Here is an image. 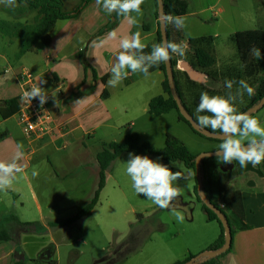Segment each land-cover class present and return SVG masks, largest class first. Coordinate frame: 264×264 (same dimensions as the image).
Returning <instances> with one entry per match:
<instances>
[{
  "label": "rangeland",
  "instance_id": "rangeland-1",
  "mask_svg": "<svg viewBox=\"0 0 264 264\" xmlns=\"http://www.w3.org/2000/svg\"><path fill=\"white\" fill-rule=\"evenodd\" d=\"M186 1L188 11L181 15L187 17L183 28L185 34L215 37L218 64L235 59V50L227 42L230 33L264 28V0ZM79 3L80 0H64L62 8L69 11ZM141 7L143 14L133 13V17L137 21L135 31L143 32L155 10V1L145 0ZM7 9L0 4V19H13ZM31 17L29 14L18 19L24 21ZM144 42L148 45L145 52H150L151 44L146 39ZM18 48L17 39L8 40L0 34V67L3 63L1 55H6L11 64L18 61ZM156 70H150L148 83L145 80L146 92L127 98H119L121 92L118 90L102 95L95 104L107 110V114L101 113V118L93 121V131L81 134V130H77L66 146L60 141L37 151L35 161L38 162L33 164L36 166L27 170L33 194L22 174L16 176L12 189L0 191V222L6 215L13 214L20 221L34 222L39 229L21 233L18 244L5 241L15 246L14 250L19 253L6 257L0 255V264H50L42 259L31 260L39 258V252L46 248L49 250L44 258L49 259L51 254V260L56 264H112L126 253L128 246L136 248L119 264H171L189 254L197 255L208 250L209 244L220 233V225L216 220L206 219L194 190L193 174L180 160L166 161L152 154L138 155H147L173 171L182 170L189 174L187 180L178 182L183 187V194L175 201L176 209L185 216L183 222L176 220L172 210L158 208L134 191L125 171V162L133 152L124 151L106 169L104 185L88 214L70 225L49 224L73 216L90 200L98 183L96 153L103 143L121 142L126 134L136 132L141 141L161 148L170 134L198 155L216 150L223 142L195 132L177 117L175 109L161 114L147 111L149 99L163 93V73ZM253 116L264 125V106ZM15 130L18 135H23L18 125ZM23 136L22 143L29 149ZM80 138L83 142H79ZM40 144L36 141L34 146L38 148ZM41 158L44 159L39 160ZM36 167L42 170L34 177L31 170ZM251 232H233L231 249L218 257L217 264H264V251L257 245L250 248L245 242ZM131 234L136 238L129 242Z\"/></svg>",
  "mask_w": 264,
  "mask_h": 264
},
{
  "label": "crops",
  "instance_id": "crops-1",
  "mask_svg": "<svg viewBox=\"0 0 264 264\" xmlns=\"http://www.w3.org/2000/svg\"><path fill=\"white\" fill-rule=\"evenodd\" d=\"M131 15L133 16V13ZM109 16L100 5L96 4V0H89L74 16L56 21L51 33V41L47 45L38 43L35 50L22 54L13 64L7 61L6 55H1L3 63L0 67V160L9 161L18 150L22 151L23 157L19 163L24 166L25 171L17 175H23L31 190L32 185L27 170L36 166L33 164L38 162L35 161L37 151L60 141L66 146V142L69 143L70 138H74L73 134L77 130H81V134L93 131L95 127L93 121L98 120L99 116L101 118V113L107 114V110L95 104L101 100L102 95H109L114 90H118L121 92L119 98H127L146 92L144 84L145 80L147 82L148 78L151 79L149 74L145 76L142 73L130 72L117 87L108 85L112 75L111 67L116 62V54L120 51V39L136 32L134 25H130L122 16L107 32L97 34L101 26L109 20ZM157 19L154 10L152 17H149L148 27L144 26L141 32L144 40H148L151 46L156 43ZM113 30L118 34L116 39L109 38L108 34ZM83 61L87 62L88 67L83 65ZM24 66L35 73L38 81H46L40 85L49 94L45 106L59 122L65 125L64 130H55L49 136L38 139L27 136L17 124L15 111L21 102V88L17 75ZM152 68H156L157 72L160 70L159 66ZM93 69L97 73L96 78L93 77ZM104 74L106 79L101 80L100 76ZM53 93L58 98L59 107L53 103L51 96ZM17 125L29 149L24 147L22 136L16 133ZM36 141L41 143L38 148L34 146ZM79 142H83L82 138ZM234 167L236 174L233 177L229 178L221 174L226 190L219 204L230 207L250 225L246 229L237 231H252L245 239L246 244L250 248L257 245L264 251V173L261 165L248 164L246 167H240L239 162L234 161ZM34 170L40 173L42 168H33L31 173ZM222 170L226 171L227 167ZM14 248L15 246L1 242L0 255L11 256ZM47 250L49 249L40 251L39 257L42 256L43 261L49 262L51 254L49 259L44 258Z\"/></svg>",
  "mask_w": 264,
  "mask_h": 264
},
{
  "label": "trees",
  "instance_id": "trees-1",
  "mask_svg": "<svg viewBox=\"0 0 264 264\" xmlns=\"http://www.w3.org/2000/svg\"><path fill=\"white\" fill-rule=\"evenodd\" d=\"M63 1L64 0H17L20 5L19 7L14 9L8 7L7 10L13 19H0V34L8 40L17 39L19 41V48L16 52L17 57L28 51L35 50L38 43L47 45L51 41V33L56 21L74 16L89 0H80L79 5L70 11L63 10ZM154 1L156 6L155 17H157V0ZM163 6L165 14H171L174 16H181L188 11V2L186 0H163ZM29 14H32L30 19L27 18L24 21L18 19L19 17L21 18ZM109 15V20L97 31V34L107 32L122 17L118 16L116 13ZM144 26L148 27V24L145 23ZM166 37L167 42H181L185 40L188 42L189 48L186 51L185 56L179 57L173 55L170 62L173 69L174 85L180 101L195 120L198 115L203 114L196 112L201 93L207 91L210 95H227L228 90L224 87V82L228 79L237 82L244 79L254 87L258 85L254 96L249 97L245 94L243 103H237L239 111H245L247 108L256 104L264 96V59H256L251 53V49L256 47L261 50L262 54H264V28L242 29L230 33L227 37V42L235 50V59L231 61L227 60L225 61L227 63L223 64L217 63L215 37L213 36H187L184 29L178 30L173 25L168 24L166 25ZM157 43H162L158 19L155 44ZM80 57L79 54V58ZM180 60H187L196 69L209 73L215 79L221 81V86L213 88L191 80L187 73L178 67V62ZM83 65L88 67L87 62L85 61H83ZM159 69L163 73V93L157 94L149 99L147 111L153 114H161L175 109L177 117L190 125L179 112L176 101L170 91L165 72V64H160ZM92 72L93 77L96 78V71L93 69ZM100 78L101 80H105L106 75L104 74L100 76ZM235 87L236 85H234V88ZM262 106H264V104ZM254 112L250 114L253 115ZM194 131L198 132L196 130ZM124 151H131L135 154H152L166 161H182L186 168L193 174L195 180L194 190L197 199L201 202L202 208L206 214V219L209 221L216 220L220 225V233L218 237L209 244L208 250L217 249L223 245L225 241L224 227L217 214L203 202L197 191L195 166L196 155L192 153L182 141L170 134L166 137L165 144L161 148H154L149 142L141 141L139 134L136 132L126 134L121 142L110 141L103 143L101 149L96 153V160L99 167L98 183L90 200L73 216L59 221H50L49 224L52 226L70 225L88 214L98 200L99 192L104 185L106 169L111 165L113 160ZM260 165L261 170L264 173V163H261ZM226 167V171L222 170ZM200 168L202 173L203 191L211 203L217 206L227 219L231 229V235L233 236V232L235 231L248 228L250 225L230 207L219 204V200L226 190V184L221 174H224L229 178L233 177L236 174L234 161L230 164H223L218 161L216 155H212L201 159ZM27 230L39 229L34 222H23L17 219L13 214H8L5 216L4 220L0 222V243L7 241L11 242L13 245L18 244L21 233ZM135 238V235L131 234L128 240L129 242L135 241ZM231 246L232 240L231 245L223 252L212 257L201 256L193 264H217L218 257L231 249ZM135 248L136 246L133 248L128 246L126 253L122 254L121 257L112 264H119V262L125 258L128 253L135 250ZM18 253L19 252L16 250L13 252V254ZM193 256L195 255L189 254L183 259L176 260L173 264H182ZM40 259H43L42 256L31 260L39 261ZM49 263L56 264V261L50 260ZM13 264H19V262H14Z\"/></svg>",
  "mask_w": 264,
  "mask_h": 264
},
{
  "label": "clouds",
  "instance_id": "clouds-1",
  "mask_svg": "<svg viewBox=\"0 0 264 264\" xmlns=\"http://www.w3.org/2000/svg\"><path fill=\"white\" fill-rule=\"evenodd\" d=\"M145 0H96L108 14L116 13L123 16L130 25L137 23L131 14H143L142 5ZM0 4L9 8L20 5L17 0H0ZM187 17L165 14L161 18L163 25L171 24L176 29L186 27ZM109 38L116 39L117 32L111 31ZM148 45L144 42L141 31L125 36L119 41V49L116 54V62L111 67V78L108 80L110 87H117L131 73L149 74V69L167 63L173 55L184 57L189 48L188 42H162L153 44L150 52H145ZM251 53L256 59H264L259 48L253 47ZM243 67V65H242ZM46 81L40 80L39 86L23 92L22 100L31 104L35 98L39 99L40 106L48 101L49 94L40 85ZM234 85L236 87L234 88ZM228 90L227 95H210L204 91L196 108L197 113H203L196 117L197 126L204 131L211 129V133L222 138V143L217 146L215 155L219 162L230 164L238 161L240 167L248 164L258 166L264 163V125L260 119L250 113L239 111L237 103H243L244 96L251 97L256 93V87L241 79L238 82L228 79L224 82ZM53 103L59 107L58 98L53 93ZM205 158L212 153H201ZM23 157L22 151H17L9 161L0 160V191L13 188V183L18 173L25 171L19 163ZM126 163V174L130 177L131 186L137 194L161 209H170L177 221L183 222L184 214L176 209L175 201L181 198L183 187L178 183L187 180L188 175L184 171H173L168 165L160 163L147 155L129 153ZM39 173L33 171L35 177Z\"/></svg>",
  "mask_w": 264,
  "mask_h": 264
},
{
  "label": "water",
  "instance_id": "water-1",
  "mask_svg": "<svg viewBox=\"0 0 264 264\" xmlns=\"http://www.w3.org/2000/svg\"><path fill=\"white\" fill-rule=\"evenodd\" d=\"M157 9H158V15L157 16H158V21H159V25H160L161 39H162V42H167L166 26L161 23V18L163 15H165L163 0H157ZM164 64H165V72H166V76L168 79L170 91H171V93H172V95L176 101L177 108H178L179 112L184 116V118L189 122L190 126L194 130H196V131L200 132L201 134H203L207 137H210V138L222 139L221 137L213 135L211 133L210 129H208L207 131H204V130H201L197 126L196 120L182 105L180 98L177 94V91H176V88L174 85L173 69H172V65H171L170 60ZM178 67L180 69L184 70L191 80L196 81L198 83L210 86L211 82L214 81V77L212 75H210L209 73H207L205 71L196 69L187 60H180L178 62ZM263 104H264V96L256 104L247 108L243 112L252 113V112L256 111ZM216 151H217V149L212 150V151H205V152L212 153V155H215ZM205 152H202V153H205ZM202 158H203V156L201 155V153L195 156L197 191H198L199 196L203 200V202L208 207H210L217 214L218 218L220 219V221L224 227L225 241H224L223 245H221L217 249H212V250H207V251L201 252V253L193 256L191 259L185 261L182 264H193L201 256H206V257L215 256V255L223 252L225 249H227L231 245V240H232L231 229H230V226L227 222V219L224 217L221 210L217 206H215L214 204L211 203V201L207 198L206 194L203 191L202 173H201V168H200V161Z\"/></svg>",
  "mask_w": 264,
  "mask_h": 264
},
{
  "label": "built area",
  "instance_id": "built-area-1",
  "mask_svg": "<svg viewBox=\"0 0 264 264\" xmlns=\"http://www.w3.org/2000/svg\"><path fill=\"white\" fill-rule=\"evenodd\" d=\"M17 77L21 88V102L19 108L15 111V118L23 132L29 137L42 139L55 130H64L65 125L54 117L45 104L41 107L38 98L33 99L31 104L22 100L24 91L39 86L35 73L24 66L20 69Z\"/></svg>",
  "mask_w": 264,
  "mask_h": 264
},
{
  "label": "flooded vegetation",
  "instance_id": "flooded-vegetation-1",
  "mask_svg": "<svg viewBox=\"0 0 264 264\" xmlns=\"http://www.w3.org/2000/svg\"><path fill=\"white\" fill-rule=\"evenodd\" d=\"M221 86V81L214 78L209 87L218 88Z\"/></svg>",
  "mask_w": 264,
  "mask_h": 264
}]
</instances>
